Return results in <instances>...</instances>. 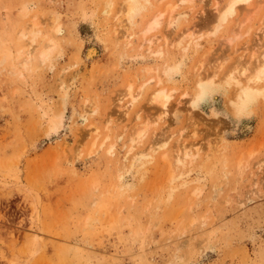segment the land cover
Instances as JSON below:
<instances>
[{"label":"rangeland","instance_id":"1","mask_svg":"<svg viewBox=\"0 0 264 264\" xmlns=\"http://www.w3.org/2000/svg\"><path fill=\"white\" fill-rule=\"evenodd\" d=\"M106 1L0 0V264H264V98L238 111L222 78L198 89L192 73L198 59L208 68L219 56L222 73L232 50L260 53L264 5L227 45L232 21L211 34L212 2L189 3L195 17L185 22L197 24V45L149 56L137 36L128 45L112 39ZM120 1L112 0L114 12ZM49 15L60 31L49 29ZM32 23L54 39L48 58L9 62ZM129 84L140 121L156 110L149 93L165 86V135L181 129L184 140L212 149L175 166L173 140L162 148L168 160L146 148L162 139L153 121L130 145L135 122L115 119V99ZM129 147L128 158L138 152L132 164L123 159Z\"/></svg>","mask_w":264,"mask_h":264},{"label":"bare ground","instance_id":"2","mask_svg":"<svg viewBox=\"0 0 264 264\" xmlns=\"http://www.w3.org/2000/svg\"><path fill=\"white\" fill-rule=\"evenodd\" d=\"M195 1L200 2L203 0H121L119 7H117V10L114 9V12L113 2L112 0H109L105 2L104 12L106 16L111 17L110 20L113 22V25L111 24V34L114 41H121L124 45H128L132 44V41H134L132 39L137 36L139 39L138 48L143 46L144 49L142 48V50H144L143 52L147 55L159 56L162 53L163 48H166L168 45H174L182 51H185L188 47L197 45L194 37V28L197 24L192 23L191 25H188L185 22V20H188L189 18L193 19L195 17L194 11H192L190 6V4H193ZM210 1L213 5L212 9L214 10V14L210 16V18H207L209 19L208 22L211 23V34L220 31L224 25H227L230 20L232 21V30L230 32L232 34H228L223 40L227 45H232V43L241 35L240 32L243 27L264 5V0H224L223 3L221 2L222 4H220L218 0ZM162 2L163 4H161ZM201 10L202 8L200 11ZM195 13L197 14L196 10ZM180 16L186 23L181 26H179V24L183 22L180 23ZM142 17L144 18V21L139 26L137 22L138 19L140 18L141 20ZM56 18L57 17L54 15H49L47 17V25L49 29L58 32L60 29L59 26L55 24ZM263 18L264 16L262 15V19L260 18L261 26L258 28L260 34L264 33ZM34 26V23H32L29 29L27 26H23L20 29V38L23 37L26 39V43L24 44L26 47L17 48L13 55L8 54L7 57L10 59H7L10 60L9 62L13 59L20 58L18 62L25 67L34 57H36L39 62H44L48 58L52 47L55 45L54 39L47 34L38 36L37 32L30 30ZM159 28H163L164 30L162 31L161 29L159 34L154 33V30H159ZM171 33L174 35L171 36ZM246 50L247 47H244L243 53H237L238 49L232 50L233 53H236L235 61L230 63L222 73H220V70L223 63L219 61V56L210 60L208 68L204 66L203 59L195 61L192 65V73L197 88L199 89L201 86H204L203 83L205 82H207V84H212V78H222L224 85L232 88L237 97L234 107L238 111H242L245 104L250 102L251 99L258 96L264 98V47L261 49L260 53L252 52L250 56H247ZM3 60H6L5 56L1 58L0 62ZM176 67L177 65L173 63L166 65L163 69L164 75H167L170 68ZM124 91L125 92L122 95L119 94L115 99V107L118 112V115H115L117 117H115V119L118 121L120 119H125L128 123L124 127H127L133 121L135 122V124L132 125V129L128 136L130 145L136 144L138 140L144 136L151 123L159 122L163 127L160 136L162 139L158 138L148 143L146 148L155 151L163 159L168 160V156H166V150L168 149L167 145L170 140H173V147H171L173 148L171 149V156L173 157L171 162H173V165L179 167L184 166L192 162L195 156L199 155L201 149L209 147L196 140H184V132L181 129H176L175 131H171L170 134L165 135L166 131L169 130V126L172 124V119L170 118L171 109L168 106L172 94L171 90L165 86L156 87L149 93L150 104L152 107H156V110L155 112L144 113L146 119L141 121L139 120L142 119L141 107L136 106L137 95L133 94L131 84L127 85ZM191 114L192 109L188 110V114L186 115L188 120H191ZM110 120L108 119L107 122H110ZM92 130L95 129H88L90 132ZM94 132V135H97L96 131ZM192 133H195L194 129L192 130ZM162 148L166 150H162ZM209 149L212 148L209 147ZM107 152L111 154V148H109ZM129 152H131V147L127 149V152H124L123 159H127L131 162L130 164H132L136 160L138 152L135 154L133 153V156L128 158L127 155ZM258 166L259 170H261V165L258 164ZM237 168L240 169V161L237 162ZM34 236L36 240L39 236L38 230H35ZM39 239L40 238H38V240Z\"/></svg>","mask_w":264,"mask_h":264}]
</instances>
